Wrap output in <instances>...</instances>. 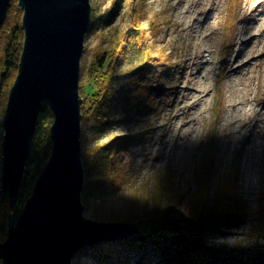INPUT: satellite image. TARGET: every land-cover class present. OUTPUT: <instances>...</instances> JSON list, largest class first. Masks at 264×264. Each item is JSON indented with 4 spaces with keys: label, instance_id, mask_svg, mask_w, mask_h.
I'll use <instances>...</instances> for the list:
<instances>
[{
    "label": "rangeland",
    "instance_id": "rangeland-1",
    "mask_svg": "<svg viewBox=\"0 0 264 264\" xmlns=\"http://www.w3.org/2000/svg\"><path fill=\"white\" fill-rule=\"evenodd\" d=\"M90 3L91 15L95 14L96 20L83 39L80 81L86 79L84 70L91 56L113 44L132 17L139 18L148 28L150 40L146 48L156 42L157 47L171 51L172 62L178 64L163 75L165 88L156 91V108L149 113L143 115L133 109L130 115L126 109H115L111 104L113 98H109V107L102 114V121L109 123L100 131L93 121L80 123L81 150L98 145V138L105 143L110 136L116 138L139 131L142 125L150 127L149 136L140 138L138 132L125 152L114 153L122 161L127 177L121 180L122 189L113 183L114 176L105 172L102 163L91 173L84 166L83 188L88 180L94 184V188H82L84 213L105 221L114 214L128 215L131 211L135 215H152L157 205L163 207L162 214L175 224L187 228L185 212L192 190L197 188L194 169L201 159L204 137L213 131L215 171L209 179L208 191L214 194L227 183L229 192L235 184L242 201L227 194L221 209L217 208L219 217L205 220V244L240 248L250 247L256 240L261 246L264 238L259 234L252 236L250 229L264 208V0H142L141 13H137L139 0H90ZM242 38L246 40L243 44ZM236 55L240 56L239 64L250 61V57L254 59L241 73L227 77L225 63H231ZM117 87L118 83L111 84L107 91L112 94L111 90ZM192 88L200 92L202 100L191 112L182 97L191 93ZM240 101L244 104L231 106ZM183 116L191 121L183 128L187 135L182 134V140H178L177 130L185 122ZM2 118L0 115L1 132ZM244 122L246 125L240 131ZM248 129L254 134L243 147ZM168 163L173 171L168 185L174 188L167 192L159 183L166 178L163 171ZM132 198L142 202L141 205L135 208L137 204L131 202ZM228 208H233L231 214ZM139 236L145 235L142 232ZM116 241H111L106 249L99 243L83 247L73 256L71 264H112V256L117 261L136 264V257L126 258L129 254ZM261 247V251L245 249L239 255L245 258L251 254L254 262L264 264V245Z\"/></svg>",
    "mask_w": 264,
    "mask_h": 264
},
{
    "label": "water",
    "instance_id": "water-1",
    "mask_svg": "<svg viewBox=\"0 0 264 264\" xmlns=\"http://www.w3.org/2000/svg\"><path fill=\"white\" fill-rule=\"evenodd\" d=\"M12 0H0V26ZM23 41L2 118L0 201L16 199L37 117L47 101L51 153L0 240V264H71L80 249L142 235L132 221H99L81 201L80 61L90 0H17Z\"/></svg>",
    "mask_w": 264,
    "mask_h": 264
},
{
    "label": "trees",
    "instance_id": "trees-1",
    "mask_svg": "<svg viewBox=\"0 0 264 264\" xmlns=\"http://www.w3.org/2000/svg\"><path fill=\"white\" fill-rule=\"evenodd\" d=\"M118 1L120 0H116V2ZM136 6H139L137 13H141L142 0H139V5ZM21 13L17 0H12L0 26V115H3L4 112L6 95H8L10 85L15 77L22 47ZM95 20L94 14L92 24L88 29H91ZM126 27V30L115 37L116 40L113 44L91 56L86 70H84L86 73L85 81H78L79 93L82 98V102H80L82 120L93 121L97 131L109 123L102 121V114H105V110L109 107V98L110 100L113 98L111 104L115 109H126L130 115V110L133 109L142 114L155 109L156 99L154 98L158 96L156 91L165 88L163 75L173 71L178 64L176 62L175 66L172 62L171 51L167 52V49L163 50L157 47L159 45L156 42H152L156 46L146 48V43L150 40L148 28L142 25L139 18L132 17L131 23ZM114 83H118V87L112 89L111 94L107 90ZM41 105L16 199L12 204L6 197L0 201V240L4 238L7 230L9 213L12 212L15 217L18 215L31 192L30 188H32L51 153L52 142L49 136V128L53 115H51L52 112L47 101ZM149 131L150 127L142 125L139 131L120 135L116 138L110 136L105 143H100L102 139L98 138V145L82 150L80 155L83 166H86L88 173H91L92 169L102 163L105 166V172L114 176L113 183L117 187L121 186L122 189L121 180H127V177L123 171L122 161L117 160L114 153L117 151L122 154L138 132L140 138H146L150 134ZM1 133L0 130V135ZM214 137L213 131L204 137L201 159L194 169L197 188L195 191L192 190L193 196L187 206V212H185L187 228L175 224L167 215L162 214L163 207L157 205H155L152 215L147 213L135 215L134 211H131L128 215L114 214L108 218L111 221L135 222L145 235L142 237L132 235L127 239L116 241L125 249L124 252L129 254L126 258L136 257V264H262V262H254V256L251 254L243 257L244 259L239 254L245 249L246 251L253 249L261 251L264 242L260 246L256 240H253L254 243L250 247L240 248L238 246L228 247L224 244L220 246L205 244L206 236L203 235L206 229L205 220L219 217L218 210L224 204V198L227 194L232 199L242 201L235 189L236 185L233 183L229 192L226 190L227 183L219 186L214 194H210L208 191L209 179L215 171ZM120 143L121 145H118ZM169 165L170 163L166 165L163 171L165 172V180L159 183L162 189L167 192L174 188L168 185L170 182L168 178L173 176L171 174L173 172L171 171L172 167L169 169ZM112 169L113 172H111ZM93 185L88 180L83 190H86L88 186L94 188ZM158 192L159 190L156 193ZM131 202L137 204L135 208L142 203L133 198ZM218 207L220 209H217ZM227 211L230 213L233 208H228ZM263 216L264 208L258 213L257 222L250 229L252 236L259 234L258 236L264 238ZM171 233L176 234L170 235ZM110 243L108 241L101 242L99 245L106 249ZM258 246L259 249H257ZM111 259L112 264H133V262L128 263L121 259L120 263L117 261L118 258L113 256Z\"/></svg>",
    "mask_w": 264,
    "mask_h": 264
},
{
    "label": "bare ground",
    "instance_id": "bare-ground-1",
    "mask_svg": "<svg viewBox=\"0 0 264 264\" xmlns=\"http://www.w3.org/2000/svg\"><path fill=\"white\" fill-rule=\"evenodd\" d=\"M244 41H246V40H244L242 38L241 43L243 44ZM237 53L239 54L240 51H237ZM239 58H240V56L239 55H236V57L234 56V59L232 60L231 63L230 62L229 63H225L226 66L224 67V69H225V72L226 73L224 75L227 74L228 75L227 77H232V76L237 75L238 73H241L240 70H243L245 67H247L248 65H250L252 59H254V58L250 57V61H246V62H243L242 64H239V62H238ZM193 97L198 98V99L201 97L200 92H198L195 88L194 89L192 88L191 93H188V94H186V96L182 97L183 98V103H187L188 102L187 103V107H186L188 111H191L192 109H195L196 107H198V104H199L200 100H202V98H200L199 100L193 101L192 100ZM243 104H244V102L243 101H240V102H237L235 104L231 103V106L233 108H235L237 105L240 106V105H243ZM183 118H184V121H185L184 122V125H182L180 127L179 131L177 130L178 140L179 139L182 140V138H183L182 137V134L183 135H187V132L186 133L183 132V130H184L183 128H185V126L187 124H189V122L191 121V118H189L188 120H187V118L185 116H183ZM192 120H194V118H192ZM245 125H246V122H244V124L242 125L240 131L242 129H244ZM250 132H251V129H248V133L244 137V142H243V145H242L243 147H244V144L250 142L251 139H252L251 135H253L254 132H252L251 134H250ZM228 264H230V263H228Z\"/></svg>",
    "mask_w": 264,
    "mask_h": 264
}]
</instances>
